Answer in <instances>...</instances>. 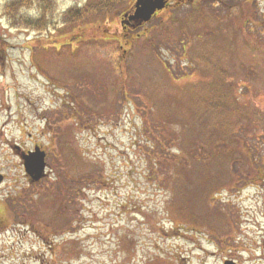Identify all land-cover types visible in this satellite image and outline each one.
<instances>
[{"label": "rangeland", "instance_id": "rangeland-1", "mask_svg": "<svg viewBox=\"0 0 264 264\" xmlns=\"http://www.w3.org/2000/svg\"><path fill=\"white\" fill-rule=\"evenodd\" d=\"M12 1L0 0V203L20 192L0 206V264H176L180 224L245 213L227 199L249 164L264 169V0H171L127 33L135 0L78 22L64 12L96 0H33L14 17ZM47 11L45 30L21 24ZM34 144L48 154L36 186L12 149Z\"/></svg>", "mask_w": 264, "mask_h": 264}, {"label": "flooded vegetation", "instance_id": "flooded-vegetation-1", "mask_svg": "<svg viewBox=\"0 0 264 264\" xmlns=\"http://www.w3.org/2000/svg\"><path fill=\"white\" fill-rule=\"evenodd\" d=\"M168 5L167 9H170L175 6V3L169 0ZM134 24V22L124 18L123 30L126 33L127 31H134L131 28L134 27ZM227 135L232 138L237 134L229 132ZM0 137H2L1 134ZM234 139L236 138H232V140ZM232 144L228 143L227 145L232 146ZM234 144L237 146V143ZM231 146H229L230 150L233 148ZM241 146L247 148L250 152V155H247L248 159L257 162L258 159L253 153L257 148L251 147L247 142ZM36 147L39 146L34 144L33 149ZM12 149L18 152L17 155L21 161L24 156L32 152L31 149L25 148V150H22L18 146H13ZM41 150L43 151V149ZM234 153L236 152L232 151L231 155ZM45 154L48 156L46 151ZM239 165L244 164H234L232 166L238 168ZM248 167L250 169L257 168V170L250 178L235 182L233 187L231 186L228 190L230 193L227 199L228 203L239 201L245 203V213L241 210L236 211L232 206H229L227 208L228 213L214 211L213 217L205 225L198 224V226L186 227L180 224L178 229L180 231L179 238H185L188 247L182 249L183 245H178L176 264H264V223L256 219V217H259L264 221V169L262 165L259 166L257 163L249 164ZM3 170H5V166L2 168L0 166V178L3 179L0 184V192L2 186H5L7 182V175ZM233 178L231 176V179L228 180L230 181ZM27 180L30 185L36 186L29 176H27ZM8 188L11 187L8 186ZM17 189L18 187H13L12 191H8L10 194L5 196L8 199L1 201L0 206L2 204L8 205L11 202L14 203L12 198H17L19 194L16 192H20ZM216 196L212 197V201L218 198ZM2 213L0 209V231L6 227V220Z\"/></svg>", "mask_w": 264, "mask_h": 264}, {"label": "water", "instance_id": "water-1", "mask_svg": "<svg viewBox=\"0 0 264 264\" xmlns=\"http://www.w3.org/2000/svg\"><path fill=\"white\" fill-rule=\"evenodd\" d=\"M168 7V0H136L133 15L125 17L134 22V28L142 26L152 20L157 12H161ZM26 172L33 181L38 182L43 179L45 175V155L37 150L24 158ZM2 179L0 178V183Z\"/></svg>", "mask_w": 264, "mask_h": 264}, {"label": "trees", "instance_id": "trees-1", "mask_svg": "<svg viewBox=\"0 0 264 264\" xmlns=\"http://www.w3.org/2000/svg\"><path fill=\"white\" fill-rule=\"evenodd\" d=\"M39 2L42 0H38ZM124 2L126 0H96V3L91 6L86 7H72L68 9L66 12H64V18L67 21H74L78 22L82 20V18L89 13L93 12L94 10H100L102 11V14H107L109 11H113L114 7L117 6L115 4H119L120 2ZM33 3V0H13L7 5V8L10 12H14L13 17L17 14L19 9L23 6L30 7L32 6L30 3ZM28 3V4H27ZM47 5L49 3L47 2ZM7 11L9 14L10 12ZM49 11V10H48ZM48 11L45 13L43 17H41L39 20H28L26 18H23V23H21L23 26H31L33 29L39 28L41 30H45L47 27L48 20ZM50 13V12H49ZM25 21V23H24Z\"/></svg>", "mask_w": 264, "mask_h": 264}]
</instances>
